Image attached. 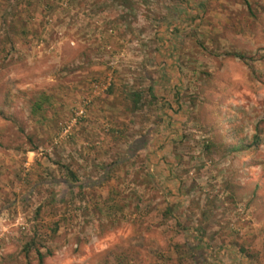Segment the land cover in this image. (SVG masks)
<instances>
[{"label": "rangeland", "instance_id": "rangeland-1", "mask_svg": "<svg viewBox=\"0 0 264 264\" xmlns=\"http://www.w3.org/2000/svg\"><path fill=\"white\" fill-rule=\"evenodd\" d=\"M0 264H264V0H0Z\"/></svg>", "mask_w": 264, "mask_h": 264}, {"label": "trees", "instance_id": "trees-1", "mask_svg": "<svg viewBox=\"0 0 264 264\" xmlns=\"http://www.w3.org/2000/svg\"><path fill=\"white\" fill-rule=\"evenodd\" d=\"M234 56L239 57L240 59H242L244 56L240 55V54H236L234 53ZM136 101V100H135ZM116 161H112L110 164L106 165L105 169L103 170V174L100 175L97 179H90V178H83V179H78L77 177H75L73 175V173H71L70 171H68V178H61V182L66 184L67 186H76V187H91V186H95L98 185L103 177L105 176V174H107L108 169L115 164ZM40 258V257H39Z\"/></svg>", "mask_w": 264, "mask_h": 264}]
</instances>
